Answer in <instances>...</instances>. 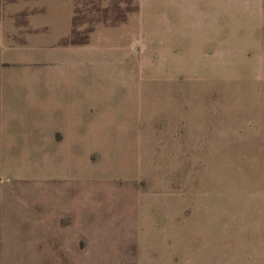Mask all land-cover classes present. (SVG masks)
Returning <instances> with one entry per match:
<instances>
[{
  "label": "rangeland",
  "instance_id": "obj_1",
  "mask_svg": "<svg viewBox=\"0 0 264 264\" xmlns=\"http://www.w3.org/2000/svg\"><path fill=\"white\" fill-rule=\"evenodd\" d=\"M226 4L218 19L168 0H0V75L95 74L99 105L136 110L123 200L191 215L194 264H264V11ZM6 169L0 201H25L32 173Z\"/></svg>",
  "mask_w": 264,
  "mask_h": 264
},
{
  "label": "crops",
  "instance_id": "obj_2",
  "mask_svg": "<svg viewBox=\"0 0 264 264\" xmlns=\"http://www.w3.org/2000/svg\"><path fill=\"white\" fill-rule=\"evenodd\" d=\"M168 1L161 9L176 17L202 11L224 19L227 9H237L226 0ZM253 2L264 11V0ZM186 52L179 57L195 56ZM98 94L91 73L0 75L3 173H32L25 189L10 187L23 188L25 201H0V264H194L199 258L191 215L167 207L154 216L146 204L123 200L130 177L122 166L131 160L136 110L99 105ZM12 176L16 183L25 179Z\"/></svg>",
  "mask_w": 264,
  "mask_h": 264
}]
</instances>
